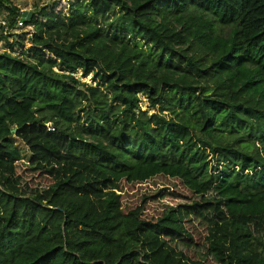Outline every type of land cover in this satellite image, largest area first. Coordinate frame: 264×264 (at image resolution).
Here are the masks:
<instances>
[{
	"label": "trees",
	"instance_id": "16d2710c",
	"mask_svg": "<svg viewBox=\"0 0 264 264\" xmlns=\"http://www.w3.org/2000/svg\"><path fill=\"white\" fill-rule=\"evenodd\" d=\"M0 9V264H264V0Z\"/></svg>",
	"mask_w": 264,
	"mask_h": 264
},
{
	"label": "rangeland",
	"instance_id": "374dc122",
	"mask_svg": "<svg viewBox=\"0 0 264 264\" xmlns=\"http://www.w3.org/2000/svg\"><path fill=\"white\" fill-rule=\"evenodd\" d=\"M12 4L16 7H18L22 12H28V13H37L39 12L40 9H42L43 7L49 6V7H53L55 6V11L57 13L60 12H67L69 9V6L72 2H74V0H11ZM55 3H57V5H55ZM0 20H7V13L6 11L0 9ZM3 29L0 28V35L3 34ZM33 32V28H26L23 29L19 32V34L17 35H12L10 37V41H17L19 40V38L24 41L25 43V50L30 48L31 45L29 43V39L31 36V33ZM16 52H18V54L21 53V51H23V48H19L16 47L15 48ZM14 50V51H15ZM8 51L10 52V50L8 49V46L2 42L0 44V53ZM77 77L81 79L82 82L84 83H88L90 85H94V82L92 80V77H83V74L81 72H79L77 74ZM142 97V96H141ZM142 109L143 110H149V105L147 103V101L142 97ZM152 113V111H150V114ZM15 144L19 147V149L22 151L23 156L25 158L26 161L29 160L30 158V153L28 151V148L26 146H24L21 142H19V140H15Z\"/></svg>",
	"mask_w": 264,
	"mask_h": 264
},
{
	"label": "built area",
	"instance_id": "2783aa9c",
	"mask_svg": "<svg viewBox=\"0 0 264 264\" xmlns=\"http://www.w3.org/2000/svg\"><path fill=\"white\" fill-rule=\"evenodd\" d=\"M4 11V10H3ZM24 12H22L23 14ZM23 16V15H22ZM22 16L19 18V22L17 24V28L13 29L9 34H12V35H17L19 34V32L23 29H25V22H22L21 21V18ZM0 26L4 27L5 28V31L6 33L8 32V28H9V25H8V21L7 20H0ZM28 28H32V27H28ZM32 34V33H31ZM31 37V36H30ZM16 51V50H15ZM16 54H18V52H15ZM48 130L50 132H54V128L52 127V125H48Z\"/></svg>",
	"mask_w": 264,
	"mask_h": 264
},
{
	"label": "water",
	"instance_id": "95a60500",
	"mask_svg": "<svg viewBox=\"0 0 264 264\" xmlns=\"http://www.w3.org/2000/svg\"><path fill=\"white\" fill-rule=\"evenodd\" d=\"M32 16H33L32 13L25 12V13H23L21 21L27 22L28 20H30L32 18ZM16 132H17V130H14V133H16Z\"/></svg>",
	"mask_w": 264,
	"mask_h": 264
},
{
	"label": "crops",
	"instance_id": "0c3cea01",
	"mask_svg": "<svg viewBox=\"0 0 264 264\" xmlns=\"http://www.w3.org/2000/svg\"><path fill=\"white\" fill-rule=\"evenodd\" d=\"M22 12V11H21Z\"/></svg>",
	"mask_w": 264,
	"mask_h": 264
}]
</instances>
